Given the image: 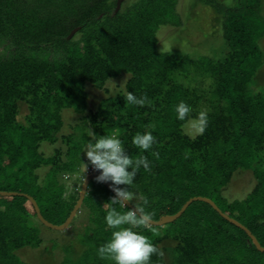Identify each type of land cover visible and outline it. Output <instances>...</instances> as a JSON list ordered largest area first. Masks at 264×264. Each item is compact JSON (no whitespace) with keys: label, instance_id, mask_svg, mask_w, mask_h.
<instances>
[{"label":"trees","instance_id":"16d2710c","mask_svg":"<svg viewBox=\"0 0 264 264\" xmlns=\"http://www.w3.org/2000/svg\"><path fill=\"white\" fill-rule=\"evenodd\" d=\"M193 5L208 10L213 21L210 30L218 32L216 26L227 16L233 22L232 9L221 11L214 0H195ZM113 6L102 0L77 19L83 49L70 52L67 45L73 41L68 30L74 25L62 32L21 36L10 18L11 5L0 0V35L15 46L14 57L0 65V191L30 195L47 221L61 225L75 207L83 178L92 168L82 153L91 139L89 132L115 133L135 157L141 153L131 143L132 137L151 131L155 143L143 153L151 170L141 167L133 182V190L148 200L143 207L151 219L177 213L193 197H206L249 229L264 247L261 22L248 19L229 27L223 24L225 50L218 57L206 58L162 50L150 6L111 11ZM257 10L264 12V0L257 3ZM189 26L185 24L184 31L198 35L193 28L187 30ZM188 44L185 51L197 46L192 40ZM57 49L63 54L55 64L39 56L44 50ZM123 73L128 75L124 86L111 90L108 83ZM92 88L104 94L95 105L89 102ZM129 91L138 97L147 95L151 103L127 104L124 97ZM180 101L191 108L183 121L174 111ZM190 121H196L197 133L186 129ZM44 143L54 147L52 154L42 151ZM237 179L247 181L248 188L244 196L231 197ZM68 180L81 187L71 188ZM112 196L101 182H89L69 224L83 216L84 251L76 257L70 244L55 264H113L97 252L113 231L104 220L107 209L102 208ZM35 220L43 224L26 197L0 196V256H13V264H32L16 253L41 247L52 253L54 246L43 244ZM137 230L161 253H154L150 264H264V252L206 202H193L173 222L138 226Z\"/></svg>","mask_w":264,"mask_h":264},{"label":"rangeland","instance_id":"374dc122","mask_svg":"<svg viewBox=\"0 0 264 264\" xmlns=\"http://www.w3.org/2000/svg\"><path fill=\"white\" fill-rule=\"evenodd\" d=\"M102 0H8L11 5L10 18L14 20V24L19 31L21 36L25 37H33L38 35L40 32H62L65 31L67 27L75 26V22L79 17L83 14H86L89 9L96 6ZM106 2L114 3V6L111 8V11L116 10L117 0H103ZM216 6L221 11H226L227 8L232 9V16H234L232 24H238L242 20L254 19L256 21H260L259 23L263 27L264 30V12L261 14L257 10V3L260 0H254L255 3L252 4L251 0H214ZM195 0H124L119 6L118 10L127 9V10H136L138 6L142 7H151L154 12L153 16L155 18L157 33L156 37L159 39V47L164 51H182L192 53L194 55H198L200 57H218L221 55L223 50H225V45L223 41V32L222 25L225 27L230 26L231 16H227V19L221 21L216 26L218 32L215 30H210L211 23L213 21L209 15V12L203 6H194ZM64 4V6H63ZM256 4V5H255ZM195 8V9H194ZM227 12V11H226ZM254 14V15H251ZM150 16H148L147 20ZM185 24L191 25L187 28V30H197L198 35L192 34V32L188 33L184 31ZM194 25V27H193ZM210 25V27H209ZM77 27H73L69 29L70 33L76 29ZM78 30L73 33V35L69 38L73 42H70L68 46L70 52L71 50H80L82 48V42H80L78 34ZM212 31V32H211ZM207 37L202 34H206ZM260 36V46L262 51H264V32L262 34H258ZM188 37V38H186ZM190 38V40H189ZM193 41L197 46L191 47V50L185 51L184 48H188V41ZM199 40H202L201 43ZM200 44V45H199ZM190 47V46H189ZM15 46L11 43V41L7 38V36L0 35V65L2 63H6L11 60L15 55ZM77 50V52H79ZM63 51L61 49L57 50H44L42 53H39V56L42 59L50 63H57L60 61L58 59L60 55H62ZM68 55L69 52H66ZM262 77H264V66L261 68ZM128 75L123 73L117 79H113L108 83V86L111 90L115 91L118 87H123L125 82L127 81ZM264 84V81L260 83V86ZM104 97L103 91L97 90L96 88H92L89 92V102L91 105H95V103ZM25 110L23 109L22 113ZM71 115V113H67ZM70 121V120H69ZM196 121L188 122L189 132L194 133L198 132V125L195 123ZM194 136L195 134H190ZM53 146H50L47 143H44L42 146V151L45 152L46 155H50L53 153ZM87 170L88 167H85ZM90 171H95L90 168ZM86 174V175H87ZM85 175V177H86ZM83 178V181L85 179ZM243 179V178H242ZM235 181V180H233ZM232 181V182H233ZM68 185L72 187H81L80 183H76L73 180L67 181ZM83 184V183H82ZM234 186L230 189L231 197H235L236 194H240V196H244L247 191L246 181L243 183L238 180L234 182ZM96 189L99 192L103 193V197H107V193L105 189L96 184ZM15 192V191H14ZM21 193V192H19ZM163 217V216H162ZM36 221V220H35ZM84 223L85 220L83 216H80L79 220H74L71 226L62 230H55L36 221L38 228L40 229V235L43 238V244L50 243L54 246L53 251L44 252L43 248L38 249H29V251L25 252H17L18 255L26 256L25 258L32 264L46 263V264H55L56 260L63 256L62 250H67L69 247L73 245L75 252L73 255H81L84 251L85 244L83 245L84 238ZM71 244V245H70ZM43 245V246H45ZM68 247V248H66ZM55 252V253H53ZM72 255V256H73ZM24 258V257H23ZM13 256H0V264H13ZM76 259V258H74Z\"/></svg>","mask_w":264,"mask_h":264},{"label":"clouds","instance_id":"9594fccd","mask_svg":"<svg viewBox=\"0 0 264 264\" xmlns=\"http://www.w3.org/2000/svg\"><path fill=\"white\" fill-rule=\"evenodd\" d=\"M124 100L127 104L141 107L151 103L147 95L138 97L131 91L127 92ZM174 111L176 118L183 121L191 108L180 101ZM200 122L204 123L203 113ZM89 137L91 139L83 146L82 153L92 168L98 171L96 181L109 183L115 193L102 207L107 209L105 223L113 231L110 238L98 247V255L110 259L113 264H150L152 255L161 253L137 230L138 226L147 227L151 223V214L145 212L143 205H147L148 200L133 190V182L141 167L146 172L151 170L150 161L143 153L152 149L155 137L151 131L137 132L131 143L141 154L135 157L128 154L123 141L115 133L97 135L90 131ZM122 185L126 187H120ZM129 202H132L131 207Z\"/></svg>","mask_w":264,"mask_h":264},{"label":"water","instance_id":"95a60500","mask_svg":"<svg viewBox=\"0 0 264 264\" xmlns=\"http://www.w3.org/2000/svg\"><path fill=\"white\" fill-rule=\"evenodd\" d=\"M122 1L124 0H118L117 1V8L116 11L119 9L120 4L122 3ZM77 31V29H74L70 35L68 36V38H70L73 33ZM98 173H90L87 174L80 193H79V198L77 200V203L75 205V207L73 208V210L71 211L69 217L66 219V221L61 224V225H55L50 223L49 221H47L41 214L40 208L37 204V202L35 201V199L33 197H31L28 194L25 193H19V192H13V191H0V196H24L26 197L28 200H30V202L33 204L34 210L36 212V215L38 217V219L47 227L55 229V230H62L65 228H68L69 224L71 223L72 219L74 218V216L76 215L77 211L79 210L83 199L86 195L87 192V188H88V184L91 180H96V177L98 176ZM106 188H108L114 195L115 193L112 191V188L110 187V184L107 182H101ZM195 201H202V202H206L208 204H210L224 219H226L227 221H229L230 223L234 224L235 226H237L238 228L242 229L250 238V240L252 241V243L254 244V246L261 252H264V247H262L260 245V243L258 242L257 238L250 232L249 229H247L244 225H242L241 223H239L237 220L229 217L228 215H226L225 213H223L218 207L217 205L209 198L206 197H201V196H197V197H193L191 199H189L183 206L182 208L175 214L173 215H165L163 217H161L159 220H152L151 219V225H155V226H162L164 224L173 222L175 220H177L184 212L185 210ZM129 207L132 206L131 202H129Z\"/></svg>","mask_w":264,"mask_h":264}]
</instances>
